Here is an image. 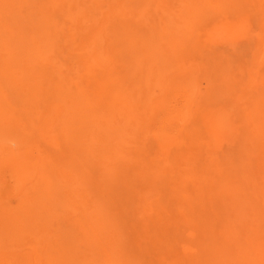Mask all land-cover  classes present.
<instances>
[{"label": "rangeland", "instance_id": "1", "mask_svg": "<svg viewBox=\"0 0 264 264\" xmlns=\"http://www.w3.org/2000/svg\"><path fill=\"white\" fill-rule=\"evenodd\" d=\"M0 25V264H264V0H0Z\"/></svg>", "mask_w": 264, "mask_h": 264}, {"label": "bare ground", "instance_id": "2", "mask_svg": "<svg viewBox=\"0 0 264 264\" xmlns=\"http://www.w3.org/2000/svg\"><path fill=\"white\" fill-rule=\"evenodd\" d=\"M99 1H100V0H99ZM155 1H156V0H155ZM64 2H65V1H64ZM104 2H105V1H104ZM108 2H109V1H108ZM126 2H127V1H126ZM138 2H139V1H138ZM147 2H148V1H147ZM150 3H151V2H150ZM83 4H84V3H83ZM125 4H126V3H125ZM134 4H136V3H134ZM85 5H86V4H85ZM128 5H129V4H128ZM152 5H153V4H152ZM132 6H133V5H132ZM145 6H146V5H145ZM148 6H149V5H148ZM158 6H159V5H158ZM59 7H60V6H59ZM109 7H110V6H109ZM225 7H226V6H225ZM48 8H49V7H48ZM50 8H51V7H50ZM56 8H57V7H56ZM127 8L129 9V7H127ZM226 8H227V7H226ZM43 9H44V8H43ZM138 9H139V8H138ZM144 9H145V8H144ZM51 10H52V9H51ZM217 10H218V9H217ZM131 11H132V10H131ZM140 11H141V10H140ZM49 12H50V11H49ZM51 12H52V11H51ZM137 12H138V11H137ZM143 12H144V11H143ZM145 12H146V11H145ZM145 12H144V13H145ZM41 14H42V13H41ZM50 14H51V13H50ZM57 14H58V13H57ZM79 14H80V13H79ZM82 14H83V13H82ZM92 14H93V12H92ZM97 14H98V13H97ZM157 14H158V13H157ZM23 15H24V14H23ZM90 15H91V14H90ZM35 16H37V15H35ZM57 16H58V15H57ZM60 16H61V15H60ZM96 16H97V15H96ZM98 16H99V15H98ZM98 16H97V17H98ZM37 17H38V16H37ZM61 17H62V16H61ZM72 17H73V16H72ZM20 18H21V17H20ZM29 18H30V17H29ZM92 18H95V17L93 16ZM52 19H53V18H52ZM62 19H63V18H62ZM101 19H102V18H101ZM36 20H37V19H36ZM46 20H47V19H46ZM93 20H94V19H93ZM41 21H42V20H41ZM58 21H59V20H58ZM72 21H73V20H72ZM94 21H95V20H94ZM97 22H98V21H97ZM224 22H225V21H224ZM50 23H51V22H50ZM53 23H54V22H53ZM92 23H93V22H92ZM98 23H99V22H98ZM90 24H91V23H90ZM117 24H118V23H117ZM117 24H116V25H117ZM47 25H48V24H47ZM0 26H1V25H0ZM196 26H197V25H196ZM35 27H36V25H35ZM192 27H193V26H192ZM39 28H40V27H39ZM11 29H12V28H11ZM2 30H3V28H2ZM146 30H147V29H146ZM121 31H122V30H121ZM144 31H145V30H144ZM37 32H38V31H37ZM2 35H3V34H2ZM134 35H135V34H134ZM125 36H126V35H125ZM10 37H11V36H10ZM136 37H137V36H136ZM15 38H17V37H15ZM160 38H161V37H160ZM2 39H3V37H2ZM123 40H124V39H123ZM120 41H121V40H120ZM3 42H4V41H3ZM115 42H116V41H115ZM11 43H12V42H11ZM26 43H27V42H26ZM4 44H5V43H4ZM19 44H20V43H19ZM127 44H128V43H127ZM190 45H191V44H190ZM239 45H240V44H239ZM8 46H9V45H8ZM29 47H30V46H29ZM15 49H16V48H15ZM26 49H27V48H26ZM6 50H8V49H6ZM9 50H10V49H9ZM24 50H25V49H24ZM36 50H37V49H36ZM125 50H126V49H125ZM46 51H47V50H46ZM127 51H128V50H127ZM22 52H23V51H22ZM36 52H37V51H36ZM179 52H180V51H179ZM12 53H13V52H12ZM25 53H26V52H25ZM25 53H24V54H25ZM41 53H42V52H41ZM44 53H45V52H44ZM44 53H43V54H44ZM125 53H126V52H125ZM16 54H17V53H16ZM80 54H81V53H80ZM91 54H93V53H91ZM110 54H111V53H110ZM118 54H119V53H118ZM139 54H140V52H139ZM144 54H145V53H144ZM114 55H115V54H114ZM114 55H113V56H114ZM149 55H150V54H149ZM197 55H198V54H197ZM78 56H79V55H78ZM119 56H120V55H119ZM121 56H122V54H121ZM202 56H203V55H202ZM82 57H83V56H82ZM125 57H126V56H125ZM133 57H135V55H133ZM14 58H16V57H14ZM17 58H18V57H17ZM120 58H122V57H120ZM130 58H131V57H130ZM67 59H68V58H67ZM124 59H125V58H124ZM57 60H58V59H57ZM121 60H122V59H121ZM128 60H129V59H128ZM132 60H133V59H132ZM134 60H135V58H134ZM140 60H141V59H140ZM177 60H178V59H177ZM122 61H124V60H122ZM129 61H130V60H129ZM178 61H179V60H178ZM12 62H14V61L12 60ZM114 62H116V60H115ZM189 62H190V61H189ZM212 62H213V61H212ZM9 63H10V62H9ZM42 63H43V62H42ZM162 64H163V63H162ZM1 65H2V67H3V64H1ZM33 65H34V64H33ZM44 65H45V64H44ZM115 65H116V64H115ZM153 65H155V64H153ZM187 66H188V65H187ZM218 67H219V66H218ZM6 68H8V67H6ZM57 68H58V67H57ZM88 68H89V67H88ZM3 69H4V67H3ZM13 69H14V68H13ZM21 69H22V68H21ZM53 69H54V68H53ZM46 70H47V69H46ZM4 71H5V70H4ZM25 71H26V70H25ZM56 71H57V70H56ZM152 71H153V70H152ZM34 72H36V71H34ZM37 72H38V71H37ZM90 72H91V71H90ZM3 73H4V72H3ZM14 73H15V72H14ZM17 73H18V72H17ZM154 73H155V72H154ZM227 73H228V72H227ZM9 74H10V73H9ZM34 74H35V73H34ZM3 75H4V74H3ZM82 75H83V74H82ZM145 75H146V74H145ZM227 75H228V74H227ZM11 76H12V75H11ZM22 76H23V75H22ZM50 76H51V75H50ZM123 76H124V75H123ZM24 77H25V76H24ZM27 77H28V76H27ZM37 77H38V76H37ZM59 77H60V76H59ZM59 77H58V78H59ZM61 77H62V76H61ZM61 77H60V78H61ZM150 77H151V76H150ZM261 77H262V76H261ZM2 78H3V77H2ZM21 78H22V77H21ZM28 78H29V77H28ZM101 78H102V77H101ZM262 78H263V77H262ZM58 80H59V79H58ZM87 80H88V79H87ZM87 80H86V81H87ZM27 82H28V81H27ZM34 82H35V81H34ZM41 82H42V81H41ZM46 82H47V81H46ZM60 82H61V81H60ZM88 82H89V81H88ZM131 82H132V81H131ZM39 83H40V82H39ZM77 83H78V82H77ZM107 83H108V82H107ZM16 84H17V83H16ZM19 84H20V83H19ZM23 84H24V83H23ZM46 84H47V83H46ZM124 84H125V83H124ZM11 85H12V84H11ZM34 85H35V84H34ZM68 85H69V84H68ZM68 85H67V86H68ZM127 85H128V84H127ZM237 85H238V84H237ZM15 86H16V85H15ZM21 86H22V85H21ZM231 86H232V85H231ZM10 87H12V86H10ZM23 87H25V86H23ZM116 87H117V86H116ZM124 87H125V86H124ZM5 88H6V87H5ZM19 88H20V87H19ZM33 88H34V87H33ZM62 88H63V87H62ZM78 88H79V87H78ZM102 88H103V87H102ZM132 88H133V86H132ZM6 89H8V88H6ZM15 89H16V88H15ZM22 89H23V88H22ZM67 89H68V87H67ZM259 89H260V88H259ZM28 90H29V89H28ZM54 90H55V89H54ZM54 90H53V91H54ZM72 90H73V89H72ZM75 90H76V89H75ZM114 90H115V89H114ZM17 91H18V90H17ZM62 91H63V90H62ZM73 91H74V90H73ZM99 91H100V90H99ZM18 92H19V91H18ZM100 92H101V91H100ZM100 92H99V93H100ZM111 92H112V91H111ZM0 93H1V92H0ZM22 93H23V92H22ZM116 93H117V92H116ZM116 93H115V94H116ZM127 93H128V92H127ZM19 94H20V93H19ZM80 94H81V93H80ZM30 95H31V94H30ZM14 96H15V95H14ZM72 96H73V95H72ZM103 96H105V95H103ZM110 96H111V95H110ZM113 96H114V95H113ZM128 96H130V95H128ZM128 96H127V97H128ZM5 97H6V95H5ZM100 97H101V96H100ZM106 97H107V95H106ZM11 98H12V97H11ZM72 98H73V97H72ZM96 98H97V97H96ZM4 99H5V98H4ZM8 99H9V98H8ZM37 99H38V98H37ZM37 99H36V101H37ZM62 99H63V98H62ZM86 99H87V98H86ZM101 99H102V98H101ZM112 99H113V98H112ZM11 100H12V99H11ZM38 100H39V99H38ZM72 100H74V99H72ZM95 100H96V99H95ZM110 100H111V99H110ZM113 100H114V99H113ZM127 100H128V99H127ZM234 100H236V98H235ZM12 101H13V100H12ZM22 101H23V100H22ZM26 101H27V100H26ZM29 101H30V100H29ZM52 101H54V100H52ZM55 101H56V100H55ZM74 101H75V100H74ZM78 101H79V100H78ZM263 101H264V100H263ZM75 102H76V101H75ZM104 102H105V101H104ZM121 102H122V101H121ZM245 102H246V101H245ZM60 103H61V102H60ZM66 103H67V102H66ZM87 103H88V102H87ZM100 103H101V101H100ZM113 103H114V102H113ZM124 103H125V102H124ZM45 104H46V103H45ZM1 105H2V104H1ZM25 105H26V104H25ZM80 105H81V104H80ZM124 105H125V104H124ZM247 105H248V104H247ZM250 105H251V104H250ZM85 106H86V105H85ZM125 106H126V105H125ZM255 106H256V105H255ZM73 107H74V106H73ZM110 107H111V106H110ZM112 107H113V106H112ZM245 107H246V106H245ZM247 107H248V106H247ZM6 108H7V107H6ZM12 108H13V107H12ZM25 108H26V107H25ZM35 108H36V107H35ZM67 108H69V107H67ZM70 108H71V107H70ZM84 108H85V107H84ZM86 108H87V107H86ZM116 108H117V107H116ZM119 109H120V108H119ZM119 109H118V110H119ZM123 109H124V108H123ZM254 109H255V108H254ZM9 110H10V109H9ZM27 110H28V109H27ZM46 110H47V109H46ZM48 110H50V109H48ZM67 110H68V109H67ZM74 110H75V109H74ZM76 110H77V109H76ZM76 110H75V111H76ZM116 110H117V109H116ZM120 110H121V109H120ZM128 110H129V109H128ZM130 110H131V109H130ZM252 110H253V109H252ZM17 111H18V109H17ZM30 111H31V110H30ZM70 111H71V109L69 110V112H70ZM86 111H87V110H86ZM89 111H90V110H89ZM122 111H123V110H121V113H122ZM10 112H12V111H10ZM67 112H68V111H67ZM69 112H68V115H69ZM73 112H74V111H73ZM96 112H97V111H96ZM107 112H108V111H107ZM123 112H125V109H124ZM128 112H130V111H128ZM261 112H262V111H261ZM14 113H15V112H14ZM20 113H21V112H20ZM20 113H19V114H20ZM26 113H27V112H26ZM75 113H77V111H76ZM101 113H103V112H101ZM116 113H117V112H116ZM119 113H120V111H119ZM28 114H29V113H28ZM90 114H91V113H90ZM124 114H125V113H123V115H124ZM5 115H7V114H5ZM32 115H33V114H32ZM36 115H37V114H36ZM42 115H43V114H42ZM68 115H67V117H68ZM74 115H75V114H74ZM97 115H98V114H97ZM107 115H108V114H107ZM111 115H112V114H111ZM111 115H110V116H111ZM119 115H120V114H119ZM131 115H132V114H131ZM253 115H254V114H253ZM11 116H12V115H11ZM11 116H10V117H11ZM39 116H40V115H39ZM65 116H66V115H65ZM72 116H73V115H72ZM76 116H78V115H76ZM80 116H81V115H80ZM80 116H79V117H80ZM89 116H90V115H89ZM108 116H109V115H108ZM235 116H236V115H235ZM261 116H262V115H261ZM3 117H6V116H3ZM63 117H64V116H63ZM79 117H78V118H79ZM102 117H103V116H102ZM104 117H105V116H104ZM119 117H120V116H119ZM6 118H7V117H6ZM8 118H9V117H8ZM25 118H26V117H25ZM35 118H36V117H35ZM69 118H70V117H69ZM69 118H68V119H69ZM72 118H73V117H71V119H72ZM238 118H239V117H238ZM248 118H249V117H248ZM15 119H16V118H15ZM30 119H31V118H30ZM40 119H41V118H40ZM66 119H67V118H66ZM68 119H67V120H68ZM120 119H121V117H120ZM131 119H132V118H131ZM240 119H241V118H240ZM3 120H4V119H3ZM8 120H9V119H8ZM64 120H65V117H64ZM107 120H108V119H107ZM123 120H125V119L123 118ZM242 120H243V119H242ZM244 120H245V119H244ZM0 121H2V120H0ZM5 121H6V120H5ZM14 121H15V120H14ZM78 121H79V120H78ZM102 121H103V120H102ZM113 121H114V119H113ZM125 121H127V120H125ZM128 121H129V120H128ZM132 121H133V120H132ZM6 122H7V121H6ZM6 122H4V123L7 124ZM23 122H24V121H23ZM68 122H70V121L68 120ZM68 122H67L66 124H69ZM95 122H96V121H95ZM103 122H104V121H103ZM254 122H255V120H254ZM0 123H1V122H0ZM2 123H3V122H2ZM11 123H12V122H11ZM59 123H60V122H59ZM62 123H63V122H62ZM72 123H73V122H72ZM98 123H100V121H99ZM107 123H108V122H107ZM109 123H110V122H109ZM125 123H128V122H125ZM237 123H238V122H237ZM5 124H4V125H5ZM12 124H13V123H12ZM63 124H64V123H63ZM113 124H114V123H113ZM1 125H2V124H1ZM7 125H8V124H7ZM58 125H59V124H58ZM61 125H62V124H61ZM253 125H254V124H253ZM2 126H3V125H2ZM73 126H74V125H73ZM100 126H101V125H100ZM112 126H113V125H112ZM9 127H10V126H9ZM33 127H34V126H33ZM101 127H102V126H101ZM247 127H248V126H247ZM1 128H5V127L3 126V127H1ZM12 128H13V127H12ZM25 128H26V126H25ZM132 128H133V127H132ZM5 129H6V128H5ZM5 129H4V131H6ZM64 129H65V131H66V128H64ZM75 129H76V128H75ZM77 129H78V128H77ZM106 129H107V128H106ZM125 129H126V128H125ZM128 129H130L129 125H128ZM128 129H127V130H128ZM99 130H101V129H99ZM107 130H109V129H107ZM113 130H114V129H113ZM9 131H10V130H9ZM75 131H76V130H75ZM110 131H111V130H110ZM125 131H126V130H125ZM6 132H7V131H6ZM10 132H11V131H10ZM12 132H13V131H12ZM15 132H17V131H15ZM15 132H13V133H15ZM55 132H56V131H55ZM73 132H74V131H73ZM106 132H107V131H106ZM114 132H115V130H114ZM260 132H261V131H260ZM7 133H8V132H7ZM13 133H12V134H13ZM110 133H111V132H110ZM1 134H2V133H1ZM3 134H4V133H3ZM9 134H11V133H9ZM127 134H128V133H127ZM127 134H126V135H127ZM135 134H136V133H135ZM247 134H248V133H247ZM36 135H37V134H36ZM58 135H59V134H58ZM67 135H68V134H66V136H67ZM76 135H77V134H76ZM107 135H110V134H107ZM112 135H113V133H112ZM112 135H111V136H112ZM114 135H115V134H114ZM122 135H123V133H122ZM124 135H125V132H124ZM124 135H123V136H124ZM126 135H125V136H126ZM0 136H1V135H0ZM7 136H8V135H7ZM14 136H15V135H14ZM24 136H25V134H24ZM77 136H78V135H77ZM123 136H122V137H123ZM127 136H128V135H127ZM127 136H126V138H128ZM5 137H6V136H5ZM10 137H11V136H10ZM75 137H76V136H75ZM78 137H79V136H78ZM108 137H109V136H108ZM113 137H115V136H113ZM117 137H118V136H117ZM236 137H237V136H236ZM245 137H247V136H245ZM6 138H8V137H6ZM12 138H13V137H12ZM15 138H17V133H16ZM18 138H19V137H18ZM26 138H27V137H26ZM68 138L70 139L71 137H68ZM119 138H120V137H119ZM261 138H262V137H260V139H261ZM263 138H264V136H263ZM1 139L3 140L4 137L1 138ZM10 139H11V138H10ZM19 139H21V137H20ZM109 139H112V138H109ZM121 139H123V138H121ZM129 139H130V138H129ZM67 140H68V139H67ZM70 140H71V139H70ZM77 141H79V140H77ZM94 141H97V140H94ZM109 141H110V140H109ZM121 141H122V140H121ZM132 141H133V140H132ZM255 141H256V140H255ZM255 141H254V142H255ZM81 142H82V141H81ZM97 142H98V141H97ZM118 142H119V141H118ZM137 142H138V141H137ZM235 142H236V141H235ZM67 143H68V142H67ZM77 143H78V142H77ZM240 143H241V141H240ZM263 143H264V142H263ZM2 144H3V142H2ZM27 144H28V143H27ZM91 144H92V143H91ZM118 144H121V143L119 142ZM122 144H124V143H122ZM253 144H254V143H253ZM11 145H12V144H11ZM68 145H70V144L68 143ZM74 145H75V144H74ZM97 145H98V144H97ZM106 145H107V144H106ZM3 146H4V145H3ZM103 146H104V145H103ZM122 146H123V145H122ZM122 146H120V148H123ZM134 146H135V145H134ZM256 146H257V145H256ZM71 147H72V146H71ZM117 147H118V146H117ZM128 147H131V146H127V148H128ZM261 147H262V146H261ZM73 148H75V146H74ZM78 148H79V147H78ZM82 148H83V147H82ZM139 148H140V147H139ZM76 149H77V148H76ZM89 149H90V148H89ZM118 149H119V147H118ZM132 149H134V148L132 147ZM243 149H244V148H243ZM66 150H67V147H66ZM83 150H84V148H83ZM103 150H104V149H103ZM137 150H138V149H137ZM137 150H134V151L138 152L139 150H138V151H137ZM246 150H247V148H246ZM261 150H262V149H261ZM108 151H109V150H108ZM120 151H121V150H120ZM122 151H123V149H122ZM92 152H93V151H92ZM140 152L142 153V150H141ZM146 152H147V151H146ZM254 152H256V151H254ZM257 152H259V150H257ZM260 152H261V151H260ZM49 153H50V152H49ZM65 153H66V152H65ZM80 153H81V151H80ZM90 153H91V152H90ZM130 153H132V152H130ZM69 154H70V153H69ZM135 154H136V153H135ZM153 154H155V153H153ZM173 154H174V153H173ZM255 154H256V153H255ZM259 154H260V153H259ZM259 154H257V155H259ZM95 155H96V154H95ZM215 155H216V154H215ZM83 156H84V155H83ZM96 156H99V155H96ZM96 156H94V157H96ZM173 156H174V155H173ZM237 156H238V153H237ZM249 156H250V155H249ZM255 156H256V155H255ZM174 157H175V156H174ZM213 157H214V156H213ZM220 157H221V156H220ZM238 157H239V156H238ZM250 157H251V156H250ZM88 158H89V157H88ZM154 158H155V156H154ZM244 158H246V157H244ZM62 159H63V158H62ZM65 159H66V158H65ZM246 159H247V158H246ZM252 159H253V158H252ZM255 159H256V158H255ZM97 160H98V159H97ZM103 160H104V158H103ZM134 160H135V159H133V161H134ZM151 160H152V159H151ZM153 160H155V159H153ZM197 160H198V159H197ZM227 160H228V159H227ZM56 161H57V160H56ZM93 161H94V160H93ZM133 161H132V162H133ZM136 161H138L137 158H136ZM136 161H135V162H136ZM175 161H176V160H175ZM200 161H201V160H200ZM250 161H251V160H250ZM63 162H64V161H63ZM77 162H78V161H77ZM105 162H106V160H105ZM117 162H118V161H117ZM129 162L131 163L130 158H129ZM135 162H133V163H135ZM162 162H163V161H162ZM162 162H161V163H162ZM197 162H198V161H197ZM256 162H257V161H256ZM86 163H87V162H86ZM88 163H89V162H88ZM171 163H172V162H171ZM171 163H170V164H171ZM79 164H80V163H79ZM92 164H93V163H92ZM127 164H128V163H127ZM139 164H140V163H139ZM176 164H178V163H176ZM250 164H252V161H251ZM61 165H62V164L60 163V166H61ZM63 165H64V164H63ZM83 165H84V164H83ZM140 165H141V164H140ZM142 165H144V164H142ZM150 165H151V164H150ZM162 165H163V163H162ZM257 165H258V164H257ZM66 166H67V165H66ZM79 166H80V165H79ZM79 166H78V167H79ZM145 166H146V165H145ZM250 166H251V165H250ZM250 166H249V167H250ZM64 167H65V166H64ZM75 167H76V166H75ZM84 167H85V166H84ZM90 167H94V166H90ZM100 167H102V166H100ZM116 167H117V166H115L114 168H116ZM150 167H151V166H150ZM155 167H156V166H155ZM155 167H154V168H155ZM166 167H167V166H166ZM175 167H176V165H175ZM223 167H224V166H222V168H223ZM247 167H248V166H247ZM258 167H259V166H258ZM47 168H48V167H47ZM65 168H66V167H65ZM79 168H80V167H79ZM85 168L87 169V168H89V167L86 166ZM104 168H105V167H104ZM136 168H137V167H136ZM151 168H152V167H151ZM156 168H157V167H156ZM158 168H159V167H158ZM232 168H233V167H232ZM251 168H252V167H251ZM251 168H250V169H251ZM45 169H46V168H45ZM76 169H77V168H76ZM76 169L74 168V169H72V170H74V172H75V171L78 172L79 170L77 169V170H78V171H77ZM81 169H82V167H81ZM106 169H107V168H106ZM112 169H113V167H112ZM118 169H120V168H118ZM142 169H143V168H142ZM166 169H167V168H166ZM205 169H206V168H205ZM246 169H248V168H246ZM100 170H101V169H100ZM100 170H99V171H100ZM123 170H125V169H123ZM153 170H154V169H153ZM153 170H152V171H153ZM161 170H162V169H161ZM216 170H217V169H216ZM216 170H215V172H216ZM232 170H233V169H232ZM248 170H249V169H248ZM253 170H254V169H253ZM86 171H87V170H85V172H86ZM92 171H93V170H92ZM177 171H178V170H177ZM254 171H255V170H254ZM106 172H107V171H106ZM111 172H112V171H111ZM160 172H161V171H160ZM182 172H183V171H182ZM215 172H214V173H215ZM230 172H231V171H230ZM49 173H50V172H49ZM89 173L91 174L92 172H89ZM109 173H110V172H109ZM113 173H114V172H113ZM130 173L132 174V172H130ZM148 173H149V172H148ZM150 173H151V172H150ZM154 173H155V172H154ZM154 173H153V174H154ZM180 173H181V172H180ZM239 173H240V172H239ZM248 173H249V172H248ZM253 173H254V172H253ZM80 174H81V173H80ZM96 174H97V173H96ZM143 174H144V173H143ZM246 174H247V173H246ZM77 175H79V174H77ZM103 175L106 177L107 174H106V175L103 174ZM118 175H119V174H118ZM151 175H152V174H151ZM180 175H181V174H180ZM180 175H179V176H180ZM231 175H232V174H231ZM42 176H43V175H42ZM82 176H83V175H82ZM95 176H97V175H95ZM107 176H108V175H107ZM126 176H127V175H126ZM137 176H138V175H137ZM147 176H148V175H147ZM166 176H169V175L167 174ZM102 177H103V176H102ZM119 177H120V176H119ZM226 177H227V176H226V174H225V178H226ZM256 177H259V176H256ZM77 178H78V177H77ZM89 178H91V177H89ZM95 178H96V177H95ZM145 178H146V176H145ZM147 178H149V176H148ZM147 178H146V179H147ZM174 178H175V177H174ZM78 179H79V178H78ZM111 179H112V178H111ZM169 179H171V178L169 177ZM188 179H189V178H188ZM201 179H202V178H201ZM260 179H261V178H260ZM80 180H81V179H80ZM89 180H90V179H89ZM103 180H104V177H103ZM105 180H106V179H105ZM131 180H132V179H131ZM150 180H151V179H150ZM150 180L147 179V181H150ZM231 180H232V179H231ZM83 181L86 182L85 180H83ZM101 181H102V180H101ZM116 181H117V180H116ZM120 181H121V179H120ZM138 181H139V179H138ZM190 181H191V180H190ZM197 181H198V180H197ZM202 181H203V180H202ZM252 181H253V180H252ZM256 181H257V180H256ZM256 181H255V185L257 186ZM91 182H92V181H91ZM98 182H99V181H98ZM102 182H103V181H102ZM173 182H175V180H174ZM228 182H229V180H228ZM231 182H232V181H231ZM262 182L264 183L263 180H262ZM54 183H55V182H54ZM80 183H81V182H80ZM80 183H79V184H80ZM120 183H121V182H120ZM135 183H136V181H135ZM143 183H144V181H143ZM160 183H161V182H160ZM169 183H170V182H169ZM195 183H198V182H195ZM48 184H49V183H48ZM100 184H101V183H100ZM100 184H99V186H100ZM103 184H104V183H103ZM105 184H107V183H105ZM122 184H124V183H122ZM126 184H127V183H126ZM141 184H142V183H141ZM147 184H148V182H147ZM147 184H146V185H147ZM229 184H230V183H229ZM252 184H254V182H253ZM252 184H251V185H252ZM52 185H53V184H52ZM89 185H90V184H89ZM91 185H92V184H91ZM183 185H187V184H183ZM188 185H189V184H188ZM188 185H187V186H188ZM201 185H202V184H201ZM237 185H238V184H237ZM49 186H50V185H49ZM54 186H55V185H54ZM83 186H84V185H83ZM121 186H123V185H121ZM139 186H140V185H138V187H139ZM142 186H143V185H142ZM191 186H192V185H191ZM256 186H255V187H256ZM38 187H39V186H38ZM56 187H57V186H56ZM100 187H101V186H100ZM123 187H125V186H123ZM258 187H260L259 184H258ZM258 187H257V188H258ZM49 188H50V187H49ZM80 188H81V187H80ZM82 188H83V187H82ZM86 188H87V187H86ZM132 188H133V186H132ZM132 188H131V189H132ZM139 188H140V187H139ZM167 188H168V187H167ZM187 188H188V187H187ZM200 188H202V186H201ZM231 188H233V187H231ZM252 188H253V187H252ZM51 189H52V188H51ZM51 189H50V190H51ZM123 189H124V190H123ZM123 189H122V190L125 192V188H123ZM168 189H169V188H168ZM240 189H241V187H240ZM44 190H45V189H44ZM54 190H55V189H54ZM89 190H90V189H89ZM94 190H95V188H94ZM117 190H118V189H117ZM176 190H177V189H176ZM185 190H186V189H185ZM246 190H247V189H246ZM64 191H65V190H64ZM123 191H122V192H123ZM126 191H127V190H126ZM131 191H132V190H131ZM169 191H171V190H169ZM191 191H192V190H191ZM194 191H195V190H194ZM194 191H193V192H194ZM196 191H197V190H196ZM46 192H47V191H46ZM48 192H49V191H48ZM51 192H53V191H51ZM120 192H121V191H120ZM124 192H123L122 194H124ZM139 192H140V191H139ZM163 192H164V190H163ZM227 192H229V191H227ZM263 192H264V190H263ZM55 193H56V192H55ZM64 193H65V192H64ZM97 193H98V192H97ZM175 193H176V191H174V194H175ZM189 193H190V192H189ZM212 193H213V192H212ZM218 193H219V192H218ZM253 193H254V192H253ZM253 193H252V194H253ZM260 193H261V192H260ZM260 193H258V197H259V198H262L261 196H259V195H262V193H261V194H260ZM1 194H2V193H1ZM47 194H48V193H47ZM62 194H63V193H62ZM105 194H106V193H105ZM126 194H127V193H126ZM132 194L135 195V193H132ZM195 194H196V193H195ZM227 194H228V193H227ZM231 194H232V191H231L230 195H231ZM240 194H244V193H241V192H240ZM252 194L250 193V196H251ZM40 195H41V194H40ZM48 195H49V194H48ZM63 195H64V194H63ZM95 195H96V194H95ZM178 195H180V194H178ZM181 195H182V194H181ZM256 195H257V193H255L254 196H253V195L251 196V197H253V198H252L253 201L255 200V196H256ZM33 196H34V195H33ZM60 196H61V195H60ZM92 196H93V195H92ZM99 196H100V195H99ZM114 196H115V195H114ZM129 196H131V194H130ZM135 196H136V195H135ZM240 196H241V195H240ZM250 196H249V197H250ZM35 197H36V196H35ZM38 197H39V196H38ZM57 197H58V196H56V198H57ZM97 197H98V196H97ZM105 197H106V196H105ZM54 198H55V197H54ZM62 198H64V197L62 196ZM65 198H66V197H65ZM65 198L63 199V201L65 200ZM103 198H104V197H103ZM119 198H120V197H119ZM225 198H226V196H225ZM256 198H257V196H256ZM259 198H258V199H259ZM34 199H35V198H34ZM45 199H46V198H45ZM96 199H97V198H96ZM107 199H108V198H107ZM115 199H116V198H115ZM139 199H140V198H139ZM139 199H138V200H139ZM234 199H235V198H234ZM49 200H52V198H50ZM97 200H98V199H97ZM100 200H101V199H100ZM135 200H136V199H135ZM225 200H226V199H225ZM55 201H56V200H55ZM115 201H116V200H115ZM122 201H123V199H122ZM125 201H126V200H125ZM235 201H236V200H235ZM235 201H234V202H235ZM255 201H256V200H255ZM255 201H254V202H255ZM45 202H46V201H45ZM45 202H44V204H45ZM99 202H100V201H99ZM109 202H110V201H109ZM138 202H139V201H138ZM231 202H232V200H231ZM231 202H229V203H230V204H229L230 207H231V205H232V207L234 206V208L237 207V206H236V205H237L236 202H235V203H236L235 205H234V203H231ZM262 202H263V200H262ZM33 203H34V202H33ZM51 203H53V202H51ZM54 203H55V202H54ZM64 203H65V202H64ZM115 203H116V202H115ZM124 203H125V202H124ZM263 203H264V202H263ZM24 204H25V203H24ZM24 204H21V207H22V205H24ZM38 204H39V203H38ZM125 204H126V203H125ZM213 204H214V203H213ZM245 204H246V203H245ZM257 204H258V203H257ZM25 205H26V204H25ZM31 205H32V204H31ZM48 205H49V204H48ZM56 205H57V204H56ZM62 205H63V204H62ZM62 205L60 204V206H62ZM157 205H159V204H157ZM214 205H215V204H214ZM242 205H243V204H242ZM254 205H255V204H254ZM2 206H4V205H2ZM5 206H6V205H5ZM27 206H28V205H27ZM27 206H26V207H27ZM39 206H40V205H39ZM41 206H43V205L41 204ZM41 206H40V207H41ZM60 206H59V207H60ZM129 206H130V205H129ZM129 206H127V207H129ZM138 206H139V203H138ZM219 206H220V205H219ZM221 206H222V205H221ZM248 206H249V205H248ZM248 206H246V207H248ZM263 206H264V205H263ZM18 207H19V206H18ZM44 207H45V206H44ZM53 207H54V206H53ZM153 207H154V206H153ZM156 207H157V206H156ZM186 207H187V206H186ZM214 207H215V206H214ZM232 207H231V208H232ZM241 207H243V206H241ZM3 208H4V207H3ZM7 208H8V207H7ZM14 208H15V207H14ZM28 208H30V207H28ZM38 208H39V207H38ZM216 208H217V207H216ZM1 209H2V208H1ZM4 209H5V208H4ZM4 209H3V210H4ZM10 209H11V208H10ZM10 209H9V210H10ZM21 209H22V208H21ZM21 209H20V210H21ZM32 209H33V208H32ZM53 209H54V208H53ZM97 209H98V208H97ZM213 209H215V208H213ZM217 209H218V208H217ZM235 209H236V208H235ZM256 209H258V208H253V211L256 210ZM35 210H36V209H35ZM35 210H34V211H35ZM46 210H48V209H46ZM62 210H63V209H62ZM130 210H132V209H130ZM261 210L264 211V208H262ZM26 211H28L27 208H26ZM29 211H30V209H29ZM100 211H103V210H100ZM116 211H117V209H116ZM133 211H134V210H133ZM235 211H238V210H234V212H233L234 214L236 213ZM4 212H5V210H4ZM11 212H12V211H11ZM13 212H14V211H13ZM42 212H44V210H42ZM64 212H65V210H64ZM92 212H93V211H92ZM94 212H95V211H94ZM254 212H255V211H254ZM261 212H262V211H261ZM2 213H3V212H2ZM9 213H10V211H9ZM17 213H18V212H16V216H17ZM23 213H24V212H23ZM40 213H41V212H40ZM57 213H58V212H57ZM97 213H98V212H97ZM97 213H96V214H97ZM104 213H105V212H104ZM110 213H111V212H110ZM128 213H129V212H128ZM176 213H177V211H176ZM190 213H191V212H190ZM190 213H188V214H190ZM230 213H231V210H230ZM238 213H239V211H238ZM238 213H236V214H238ZM7 214H8V213H7ZM18 214H19V213H18ZM21 214H22V213H21ZM25 214H26V213H25ZM27 214H29V213H27ZM30 214H31V213H30ZM54 214H56V212H54ZM131 214H132V213H131ZM236 214H235V215H236ZM244 214H245V213H244ZM259 214H261V213L259 212ZM259 214H258V216H259ZM22 215H23V214H22ZM97 215H98V214H97ZM99 215H100V214H99ZM113 215H114V214H113ZM116 215H118V214H116ZM149 215H150V214H149ZM151 215H152V214H151ZM190 215H191V214H190ZM219 215H220V214H219ZM262 215H263L262 218H264V214H262ZM5 216H6V215H5ZM13 216H14V215H13ZM16 216H15V218H16ZM18 216H19V215H18ZM23 216H25V215H23ZM23 216H21V217L23 218ZM28 216H29V215H28ZM41 216H42V215H41ZM102 216H103V213H102ZM104 216H107V215H104ZM211 216H212V215H211ZM211 216H210V217H211ZM224 216H225V215H224ZM224 216H223V218H224ZM228 216H229V218H230L231 214L228 215ZM239 216H240V215H239ZM246 216H247V214L245 215V217H246ZM19 217H20V216H19ZM29 217L32 218V216H29ZM51 217H52V215H51ZM55 217H56V216H55ZM123 217H124V216H123ZM162 217H163V216H162ZM180 217H181V216H180ZM180 217H179V218H180ZM189 217H190V216H189ZM213 217H214V216H213ZM1 218H2V217H1ZM22 218H21V219H22ZM24 218H25V217H24ZM45 218H47V217H45ZM101 218H102V217H101ZM109 218H110V217H109ZM150 218H151V217H150ZM163 218H164V217H163ZM223 218H222V220H223ZM226 218L228 219V217H226ZM6 219H9V218H6ZM6 219H5V218H2V221H3V220L6 221ZM10 219H11V222H13V218L10 217ZM10 219H9V221H10ZM65 219H66V218H65ZM80 219H81V218H80ZM110 219H111V218H110ZM124 219H125V218H124ZM151 219H152V218H151ZM153 219H155V218H153ZM158 219H159V218H158ZM164 219H165V218H164ZM194 219H195V218H194ZM227 219H226V220H227ZM246 219H248V220L251 219V218L249 219V213H248V218L246 217ZM22 220L24 221V219H22ZM46 220H47V219H46ZM48 220L51 221L50 219H48ZM118 220H119V219H118ZM156 220H157V219H156ZM156 220L154 221L155 224H156V222H157ZM161 220H163V219H161ZM168 220H169V219H168ZM175 220H177V218H176ZM209 220H210V218H209ZM214 220H216V223H217V218H215ZM224 220H225V218H224ZM236 220H237V219H236ZM261 220H262V219H261ZM263 220H264V219H263ZM9 221H8V222H9ZM23 221H22V223H23ZM40 221H41V220H40ZM40 221H39V222H40ZM43 221H45V220L43 219ZM61 221H62V220H61ZM76 221H77V219H76ZM90 221H91V220H90ZM115 221H116V220H115ZM128 221H129V220H128ZM150 221H151V220H150ZM219 221H220V219L218 220V222H219ZM227 221H228V220H227ZM240 221H241V223L243 222V220H240ZM259 221H260V220H259ZM6 222H7V221H6ZM8 222H7V226L9 225V227H10V224H11V223L8 224ZM46 222H47V221H46ZM46 222H43V223H46ZM58 222H59V221H57L56 223H58ZM65 222H66V221H64V223H65ZM117 222H118V221H117ZM129 222H131V221H129ZM136 222H137V221H136ZM138 222H139V220H138ZM174 222H175V221H174ZM229 222H231V221L229 220ZM229 222H228V223H229ZM252 222H253V221H252ZM37 223H38V221H37ZM43 223L40 222V224H42V226H43ZM48 223H50V222H48ZM67 223H68V222H67ZM101 223H102V222H101ZM114 223H115V222H114ZM160 223H161V222H160ZM160 223H159V224H160ZM176 223H177V222H176ZM222 223H225V221L222 222ZM228 223H225V224L228 225ZM244 223H245V222H243V223L240 224V225H243ZM16 224H17V220H16ZM16 224H15V225H16ZM18 224H19V223H18ZM18 224H17V225H18ZM72 224H73V223H72ZM76 224H78V223H76ZM103 224H104V223H103ZM112 224H113V223H112ZM208 224H210V223H208ZM212 224H213V223H212ZM218 224H219V223H218ZM225 224H223V225L226 227L227 225H225ZM229 224H230V223H229ZM246 224H247V222H246ZM1 225H2V224H1ZM45 225H46L47 227H49V229H50L51 226H48V225H51V224H48V225L45 224ZM66 225H67V224H66ZM69 225H70V224H69ZM78 225H79V224H78ZM123 225H124V224H123ZM190 225H191V224H190ZM201 225H202V224H201ZM221 225H222V224H221ZM7 226H6V227H7ZM67 226H68V225H67ZM74 226H75V225H74ZM74 226H72V227H74ZM79 226H80V225H79ZM119 226H120V224H119ZM157 226H158V225H157ZM162 226H164V225H162ZM208 226H209V228H210V225H208ZM4 227H5V224H4ZM25 227H26V226H25ZM43 227H45V226H43ZM63 227H64V226H63ZM70 227H71V226H70ZM70 227L68 226L67 228H70ZM96 227H97V225H96ZM102 227H103V226H102ZM122 227H123V226H122ZM211 227H212V225H211ZM213 227H214V226H213ZM230 227H231V226H230ZM242 227H243V226H242ZM244 227H245V226H244ZM244 227H243V230H245ZM7 228H8V227H7ZM15 228H17V227H15ZM26 228H27V227H26ZM54 228H55V227H54ZM56 228H59V227H56ZM60 228H61V227H60ZM60 228H59L58 230L61 231ZM80 228H81V227L76 228V229H79V230H80ZM110 228H111V227H110ZM155 228H156V227H155ZM200 228H201V227H200ZM247 228H248V227H247ZM0 229L2 230L3 228L1 227ZM45 229H46V228H45ZM52 229H53V227H52ZM113 229H114V228H113ZM123 229H124V228H123ZM125 229H126V228H125ZM125 229H124V230H125ZM133 229H135V228H133ZM148 229H149V228H148ZM150 229H152V228H150ZM215 229H216V228H215ZM227 229H229V227H227ZM230 229L232 230V229H233V226H232V228H230ZM237 229H239V228L237 227ZM241 229H242V228H241ZM53 230H54V229H53ZM118 230H119V229H118ZM139 230H140V229H139ZM153 230H154V229H153ZM218 230H219V229H218ZM250 230H252V229L250 228ZM261 230H262V229H261ZM67 231H68V230H67ZM154 231H155V230H154ZM175 231H176V228H175ZM221 231L223 232V229H222ZM221 231H220V232H221ZM73 232H75V231H73ZM114 232H115V231H114ZM125 232H126V231H125ZM156 232H157V231H156ZM193 232H194V231H193ZM226 232H227V231H226ZM228 232H229V231H228ZM241 232H242V231L240 230V231H239V235H241V234L243 235V233H241ZM251 232H252V231H251ZM253 232H254V231H253ZM258 232H260V231H258ZM1 233H2V232H1ZM1 233H0V235H1ZM70 233H72V232L70 231ZM120 233H121V232H120ZM171 233H172V232H171ZM233 233H234V232H233ZM240 233H241V234H240ZM15 234H16V233H15ZM18 234H19V233H18ZM59 234H60V233H58L57 235H59ZM179 234H180V233H179ZM193 234H194V233H193ZM210 234H211V233H210ZM224 234H225V233H224ZM224 234H223V236L225 237ZM230 234H232V233H230ZM263 234H264V232H263ZM19 235H20V234H19ZM123 235H125V234H123ZM169 235H170V233H169ZM218 235H219V234H218ZM221 235H222V234H221ZM221 235H220V236H221ZM235 235H238V234L236 233V234H233L232 236L235 237ZM248 235H249V234H248ZM257 235H258V233H257ZM3 236H4V234H3ZM12 236H13V235H12ZM14 236H15V235H14ZM54 236H55V235H54ZM73 236H74V235H73ZM76 236H77V235H76ZM127 236H128V235H126V237H127ZM141 236H142V235H141ZM172 236H173V235H172ZM175 236H176V235H175ZM201 236H202V235H201ZM208 236H209V234H208ZM223 236H221V239L224 241V239L222 238ZM229 236L231 237V235H229ZM1 237H2V236H1ZM19 237H20V236H19ZM34 237H35V236H34ZM58 237H59V236H58ZM60 237H61V236H60ZM69 237H70V236H69ZM124 237H125V236H124ZM146 237H147V236H146ZM148 237H149V236H148ZM158 237H159V236H158ZM181 237H182V235H181ZM199 237H200V236H199ZM209 237H210V236H209ZM216 237H217V236H216ZM226 237H227V236H226ZM71 238H72V237H71ZM122 238H123V237H122ZM150 238H151V237H150ZM166 238H167V237H166ZM194 238H198V237L196 236V237H194ZM200 238H201V237H200ZM217 238H219V237H217ZM228 238H229V237H228ZM238 238H239V239H238ZM241 238H243V237H241ZM23 239H24V238H23ZM35 239H36V238H35ZM56 239H57V238H56ZM123 239H124V238H123ZM126 239H128V238H126ZM126 239H125V240H126ZM215 239H216V238H215ZM236 239L239 240V242H238V240H236V242H237L236 244L239 246V248H241L240 245H241L242 242L244 243V241H243L244 238L241 240L242 242L240 241V236H237ZM38 240H40V239H38ZM38 240L36 239V241H38ZM73 240H74V238H73ZM149 240H150V239H149ZM182 240H183V239H182ZM195 240H196V239H195ZM197 240H198V239H197ZM217 240H220V238H219V239H216V241H217ZM225 240H226V239H225ZM227 240H228V239H227ZM247 240H248V239H247ZM43 241H44V240H43ZM68 241H69V240H68ZM74 241H75V240H74ZM121 241H122V240H121ZM179 241H180V240H179ZM200 241H202V240L200 239ZM200 241H197L198 244L201 243ZM223 241H222V243H223ZM229 241H231V240H229ZM229 241H228V244L231 245V242H229ZM233 241H235V240H233ZM233 241H232V242H233ZM48 242H49V241H48ZM60 242H61V241H60ZM75 242H76V241H75ZM126 242H127V241H126ZM129 242H130V241H129ZM181 242H182V241H181ZM183 242H184V241H183ZM187 242H188V241H187ZM197 242H196V243H197ZM240 242H241V243H240ZM245 242H246V241H245ZM248 242H249V241H248ZM248 242H247V243H248ZM46 243H47V242H46ZM50 243H51V242H50ZM71 243H73V242H71ZM89 243H90V242H89ZM120 243H121V242H120ZM123 243H124V242H123ZM123 243H122V244H123ZM127 243H128V242H127ZM167 243H168V242H167ZM220 243H221V242H220ZM220 243H219V244H220ZM222 243H221V245L225 246V245L222 244ZM226 243H227V242H226ZM238 243H239L240 245H239ZM259 243H260V242H259ZM259 243H258V244H259ZM261 243H262V242H261ZM261 243H260V244H261ZM11 244H12V243H10V245H11ZM73 244H74V243H73ZM78 244H79V243H78ZM193 244H194V243H193ZM203 244H205V242H204ZM234 244H235V243H234ZM244 244H245V243H244ZM244 244H243V246H244L245 249H246L245 251L248 252L247 249H248V247L250 246L251 243H249V245H247V244L244 245ZM0 245H1V244H0ZM12 245H13V244H12ZM12 245H11V246H12ZM14 245H16V244L14 243ZM17 245H18V244H17ZM53 245H54V244H53ZM143 245H144V244H143ZM199 245H200V244H199ZM216 245H217V244H215L214 246L216 247ZM221 245H220V248L222 247ZM254 245H255L254 243L251 244V246H253L252 248H251V246H250V248H251L252 250H255V249H256V248H254ZM49 246H50V244H49ZM57 246H58V245H57ZM79 246H81V244H80ZM79 246H78V247H79ZM88 246H89V245H88ZM147 246H148V245H147ZM188 246H189V245H188ZM197 246H198V245H197ZM214 246H213V248H214ZM228 246H229V245H228ZM238 246H237V247H238ZM247 246H248V247H247ZM261 246H262V247H261ZM41 247H42V246H41ZM81 247H82V246H81ZM83 247H84V246H83ZM85 247H86V246H85ZM122 247H123V246H122ZM131 247H132V246H131ZM192 247H193V246H192ZM198 247H199V246H198ZM218 247H219V245H218ZM232 247H233V249H234V246H233V245H232ZM0 248H2V245L0 246ZM12 248H13V247H12ZM28 248H29V247H28ZM49 248H51V247H49ZM76 248H77V247H76ZM79 248H80V247H79ZM170 248H171V247H170ZM194 248H195V247H194ZM199 248H200V247H199ZM206 248H207V247H206ZM260 248H262V249H260V251H262V250L264 249L263 243L260 245ZM81 249H82V248H81ZM85 249H86V248H85ZM128 249H129V248H128ZM153 249H154V248H153ZM173 249H174V248H173ZM202 249H203V248H202ZM231 249H232V248H231ZM243 249H244V248H243ZM169 250H170V249H169ZM177 250H178V249H177ZM203 250H204V249H203ZM205 250H206V249H205ZM62 251H64V250H62ZM81 251H82V250H81ZM81 251H80V252H81ZM129 251H130V249H129ZM174 251H175V250H174ZM201 251H202V250H201ZM207 251H208V249H207ZM223 251H224V250H223ZM53 252H54V251H53ZM171 252H172V251H171ZM171 252H170V253H171ZM231 252L233 253V251H231ZM250 252H251V251H250ZM250 252H248V253L250 254V257H253L254 255L252 256V255H251L252 252H251V253H250ZM58 253H59V252H58ZM126 253H128V251H127ZM152 253H153V251H152ZM198 253H199V252H198ZM202 253H203V252H202ZM223 253H224V252H223ZM263 253H264V251L260 252V256H261V254H263ZM78 254H79V253H78ZM81 254H82V253H81ZM87 254H88V253H87ZM98 254H99V253H98ZM146 254H147V253H146ZM146 254H145V255H146ZM166 254H167V253H166ZM180 254H181V253H180ZM206 254H207V253H206ZM72 255H73V254H72ZM85 255H86V254H85ZM94 255H95V254H94ZM96 255H97V254H96ZM226 255H227V254H226ZM232 255H234V253H233ZM239 255H242V254L239 253ZM263 255H264V254H263ZM55 256H56V255H55ZM64 256H65V255H64ZM158 256H159V255H158ZM234 256H235V255H234ZM126 257H127V256H126ZM138 257H139V256H138ZM155 257H156V255H155ZM162 257H163V256H162ZM170 257H171V256H170ZM174 257H175V256H174ZM183 257H184V254H183ZM202 257H203V256H202ZM208 257H209V256H208ZM242 257H243V256H242ZM262 257H263V256H262ZM72 258H74V257H72ZM156 258H157V257H156ZM191 258H192V257H191ZM191 258H189V259H191ZM204 258H205V257H204ZM140 259H141V258H140ZM140 259H139V260H140ZM166 259H167V258H166ZM171 259H172V258H171ZM184 259L186 260V258H184ZM197 259H198V257H197ZM199 259H200V258H199ZM199 259H198V260H199ZM217 259H218V258H217ZM233 259H235V258H233ZM233 259H232V261H233ZM239 259H240V258H239ZM70 260H71V258H70ZM74 260H75V259H74ZM103 260H104V259H103ZM128 260H129V259H128ZM132 260H133V259H132ZM137 260H138V258H137ZM137 260H136L135 262H137ZM143 260H144V259H143ZM201 260H202V259H201ZM227 260H228V259H227ZM230 260H231V259H229V261H230ZM249 260H250V259H249ZM71 261H72V260H71ZM117 261H118V260H117ZM133 261H134V260H133ZM177 261L179 262L180 260L177 259ZM234 261H235V260H234ZM234 261H233V262H234ZM250 261H253V262H254V259H253V260H250ZM141 262H142V261H141ZM173 262H174V261H172V262H170V263L172 264ZM194 262H196V260H195ZM198 262H200V261H198ZM203 262H205V260H204ZM215 262H216V261H215ZM215 262H214V263H215ZM217 262H218V261H217ZM48 263H49V262H48ZM132 263H133V262H132ZM158 263L160 264V261H159ZM180 263H182V262H180ZM183 263H184V262H183ZM188 263H189V262H187L186 264H188ZM229 263H230V262H229ZM236 263H237V262H236ZM244 263H245V262H244ZM134 264H135V263H134ZM164 264H165V263H164ZM167 264H168V263H167ZM173 264H174V263H173ZM207 264H208V262H207ZM238 264H241V263L239 262ZM246 264H247V263H246Z\"/></svg>", "mask_w": 264, "mask_h": 264}]
</instances>
